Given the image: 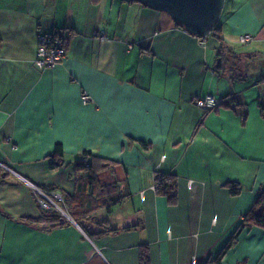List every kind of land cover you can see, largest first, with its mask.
I'll use <instances>...</instances> for the list:
<instances>
[{"label":"crops","instance_id":"crops-1","mask_svg":"<svg viewBox=\"0 0 264 264\" xmlns=\"http://www.w3.org/2000/svg\"><path fill=\"white\" fill-rule=\"evenodd\" d=\"M216 27L221 54L212 31L197 38L138 2L0 0V264H138L139 245L149 264H209L264 185V0H225ZM51 31L67 35L66 55L39 68L37 35ZM206 94L230 101L204 111ZM84 152L126 172L86 230L66 210ZM154 171L176 176L174 203ZM35 189L60 196L45 200L67 223L35 221ZM102 222L120 230L89 236ZM221 264H264V229H243Z\"/></svg>","mask_w":264,"mask_h":264},{"label":"trees","instance_id":"trees-1","mask_svg":"<svg viewBox=\"0 0 264 264\" xmlns=\"http://www.w3.org/2000/svg\"><path fill=\"white\" fill-rule=\"evenodd\" d=\"M126 1L135 2L133 0ZM212 32L219 42L218 53L221 54L220 48L222 46V38L219 34V27L215 26ZM258 107L260 116L264 120V105L258 102ZM140 145L143 147L147 146L144 142H140ZM85 155H89V153L84 152L80 161L75 164L77 170L86 171V175L84 177L85 181L77 186L75 196L71 198V203L66 208L67 213L71 216V218L83 229L85 228L82 223L84 221H88L97 209L101 207L108 208L110 206L112 202L111 194L113 190L116 186L126 180V172L117 162L95 155H90V161L88 162ZM62 157V146L59 143H56L51 153L46 156L49 167L55 168L61 165ZM83 158L86 159L85 162L83 161ZM152 182L155 194L164 196L169 203L175 202L177 179L174 174L154 171ZM224 186L227 188L231 196H237L241 192V186L236 182H226ZM35 221L49 223L51 226L63 225L68 222L65 217L51 207L45 209L41 208L40 215L35 219ZM99 226H103L105 229L95 233H88V235L94 236L108 233L113 234L120 230L109 229L104 222L100 223ZM249 227L264 229V185L258 189L256 200L242 216L232 235L217 255L209 261V264H221L223 256L235 244L240 232ZM138 264H149V250L147 245L138 246Z\"/></svg>","mask_w":264,"mask_h":264},{"label":"water","instance_id":"water-1","mask_svg":"<svg viewBox=\"0 0 264 264\" xmlns=\"http://www.w3.org/2000/svg\"><path fill=\"white\" fill-rule=\"evenodd\" d=\"M165 13L189 34L202 38L216 26L225 0H133Z\"/></svg>","mask_w":264,"mask_h":264},{"label":"built area","instance_id":"built-area-1","mask_svg":"<svg viewBox=\"0 0 264 264\" xmlns=\"http://www.w3.org/2000/svg\"><path fill=\"white\" fill-rule=\"evenodd\" d=\"M66 37L67 35L64 34H59L58 32H44V33H39L37 35V45L35 48V53H34V63L37 67L43 68V67H50L55 65L56 63H59L62 61V59L66 55ZM253 37L249 34H241L237 37V41L239 43H246L248 41H251ZM203 41L201 40V43ZM82 100L84 102H87L90 100L89 96L87 94H83ZM225 101H230V97H217L212 94H206L200 97H197L194 100V104L196 107L207 111V110H212L221 103ZM234 106L233 103L229 102V106ZM83 161L85 162L86 159L83 158ZM0 167L5 168L4 165L0 163ZM35 191L43 196V200H40L42 204L40 206L42 208H49L51 207V204L61 210L51 199L52 203L49 204L46 200L48 197L52 196L53 199L59 200L60 196L56 193L51 192L50 195H47L38 189H35ZM46 199V200H45ZM62 212V210H61Z\"/></svg>","mask_w":264,"mask_h":264},{"label":"rangeland","instance_id":"rangeland-1","mask_svg":"<svg viewBox=\"0 0 264 264\" xmlns=\"http://www.w3.org/2000/svg\"><path fill=\"white\" fill-rule=\"evenodd\" d=\"M35 193V195L37 196V197H39L38 196V193L36 192V191H34ZM40 198V197H39ZM42 200V199H41ZM40 201V200H39ZM52 203V201H50V204ZM39 204H42L41 202H39ZM56 205H57V203H55ZM57 206H59V205H57ZM51 208H53V209H55V210H57L58 212H60V213H62L61 212V210H59L58 208H56L55 206H53L52 204H51ZM63 210V209H62ZM65 211V210H64ZM65 213H66V211H65Z\"/></svg>","mask_w":264,"mask_h":264}]
</instances>
